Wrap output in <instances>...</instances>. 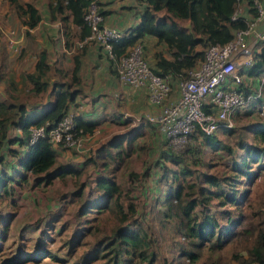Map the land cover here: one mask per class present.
<instances>
[{
  "label": "trees",
  "instance_id": "16d2710c",
  "mask_svg": "<svg viewBox=\"0 0 264 264\" xmlns=\"http://www.w3.org/2000/svg\"><path fill=\"white\" fill-rule=\"evenodd\" d=\"M144 1L146 6L139 23L124 36L111 41V50L114 55H120L134 42H142L141 37L146 33L153 34L158 40L166 43L169 55L156 50L155 61L151 67L158 73H169L179 79L187 75L186 69L193 67L203 58L205 48L201 46L227 42L233 37L235 29L245 26L243 16L231 18L236 0ZM244 1L248 5V14H255L253 0ZM86 2L87 0H52L49 4L50 17H57L63 22L68 13L71 22L80 26L79 38H82L87 33L82 17ZM26 5L29 19L27 23L30 25L38 19L39 13L30 2H26ZM177 18L187 19L190 25L184 26L176 20ZM79 46L81 45L77 47ZM43 55V51H40L36 59V69L26 73L32 89L36 92L47 84L46 80H40L44 64ZM108 57L113 72L116 73L113 59L109 55ZM263 70L264 45L255 54V61L247 69V73L258 75L263 73ZM249 89L248 84L245 91ZM73 93L74 89L68 90L66 86H61L55 91L53 101L37 115L27 113L22 101H9L0 97V147L5 145V151L15 157V165L10 166L13 172H28L45 182L55 177L61 180L71 177L78 179L87 168L86 162L96 170L92 187L96 197H89V193L85 192L84 180H77L76 184L70 187L74 188L69 189V194L72 195L71 198H82L80 210H84L83 212L94 208L99 212L109 208L116 213L120 223L112 233L95 235L92 241L86 242L84 251L71 260L70 264H156L159 251L154 245L155 235L133 217L136 210L135 201L132 196H127L126 200L122 198V189L112 174V169L125 163L126 157L137 149L135 139L140 135L138 127L125 131V144L122 135L112 136L108 144L113 148L110 150L108 144H105V160L101 165L95 162L98 152H95L91 159L84 160L80 166L60 163L54 165L55 150L45 135H40L32 143L26 144L30 126L44 123L45 129L50 127L67 111V102L71 100ZM262 99L260 96L245 105L255 108L260 106ZM74 121L82 132L91 131L92 124L84 122L79 116H74ZM13 127H17L20 133H11ZM220 127L227 125L223 124L218 128ZM248 128L252 138L249 141H238L243 152L239 156L229 157L225 174H205L207 185L201 186L195 195L184 192L182 185L173 180L169 181L163 190L157 219L162 226L170 225L174 231L172 258L175 264H264V120L251 123ZM198 132L205 142L212 143L214 147L217 145L213 143L214 132L205 133L199 128L191 132V139H195V136L197 138ZM13 143L23 145L22 151L18 146H10ZM222 147L232 153L230 145L223 144ZM99 149H103V146ZM161 154L166 159L180 155L167 145L161 150L160 156ZM130 174L133 178L139 176L134 171ZM6 177L11 176L5 174L4 178L0 179L1 197L9 196L13 192L12 185H6L4 181ZM22 180L25 182L26 177L21 176L20 181ZM54 210L55 207L47 209L32 222L34 228L37 223H41L43 229L35 232L34 241L29 248L26 249L21 242L20 231L12 242V248H7V245L0 241V264L37 263L45 257L66 264L68 260L62 258L57 250L46 247L45 232L49 230L56 234L58 230L53 227L56 222L53 216L57 215ZM77 216H80L79 210L75 212V219L69 220L72 224L69 227L71 233L63 241L67 251L82 242L86 229L92 230L91 225L77 221ZM8 220L7 217L1 221L2 231L8 228ZM24 225L26 224L21 227Z\"/></svg>",
  "mask_w": 264,
  "mask_h": 264
},
{
  "label": "rangeland",
  "instance_id": "374dc122",
  "mask_svg": "<svg viewBox=\"0 0 264 264\" xmlns=\"http://www.w3.org/2000/svg\"><path fill=\"white\" fill-rule=\"evenodd\" d=\"M26 1L29 0H0V45L7 44L10 52V63L19 60L20 56H22L21 53L24 52V49L23 51L21 50L25 45L23 36L28 34L26 31H29L28 28L30 26L29 23H27L29 20L25 18L28 9ZM237 6L242 8V2ZM40 8L41 6L38 5L39 11ZM179 20L181 24L186 23L183 19ZM35 26L38 28L40 36H42L41 32L43 26H50L53 28L50 34H47V39L52 43H57V45L60 44L59 39L62 37V34L57 30V26L53 25V22L45 20V24H43L42 21H38ZM63 29L65 28L63 27ZM29 36L28 39L33 38L32 40L34 41L33 35L29 34ZM143 44L146 59L151 66L153 65L152 56L155 50L167 54L164 51V46L161 47L159 43L146 41ZM201 47H203V49L205 48V46ZM189 69L190 68L186 69V71ZM115 75L117 80L120 81L117 74ZM168 77L173 88L172 92L175 94L179 78L169 73ZM262 77H264V70L263 73L258 75H249L246 73V70H244V81L250 83L249 90L254 89L255 85L262 80V82L259 83L261 87V97L263 98L262 103L255 108L246 105L241 106L231 117L230 123L227 125L228 128L220 127L215 130L212 134L213 143L217 144L215 147L212 143L205 142L203 140L204 137L198 132L197 138L195 136V139H191L186 147H184V145L178 149H173L175 153L180 154L179 156L166 159L162 156L163 153L160 156V152L165 148L166 142L156 125L149 119L153 111L151 109L139 111V109H136L131 103L120 102L113 109L117 116H115V119H118V121L109 120L110 117H112L109 112L98 114L102 118L107 117L106 119H108V121L105 126H103L101 122L98 127H95L93 132H84L81 139L82 146L78 150L63 146L66 151L59 150L58 154H56V162H62L70 166H80L79 164L82 161L87 158L91 159L90 155L93 156V154L97 153L96 150H98L99 156L96 154L98 158H95V162L97 165L98 163L101 165L105 158L104 155H102V151L99 149L102 146L99 145L114 132H125L129 128L138 127L139 131H142V134L137 137V149L126 157L125 163L112 169V174L122 189V198L126 200L127 196H132L135 201L136 210L133 217H136L150 233L155 235L157 243L155 242L154 245L159 251V257H156V260L158 259L156 264H171V262L175 264L172 258V251L174 249L172 247L174 243L172 235L174 231L170 225L162 226L157 219V212L159 204L161 203L160 198L162 197L163 190L166 188L167 183L173 180L175 183L182 185L184 192L195 195L201 186L207 185L204 179L205 174L211 173L220 175L227 172L229 157L231 155L239 156L243 152L242 147L238 145V141L241 139L249 141L252 138L248 125L264 120V79H262ZM25 92L26 91L23 93ZM24 97L28 100L33 99L29 97L28 94ZM78 109L79 107L77 105L75 109L76 113ZM127 119L129 122H127ZM151 123L154 125L155 129ZM16 131L17 130H14V132ZM223 144L230 145L232 153L227 152L222 147ZM104 149H106L105 146ZM86 164L87 168L83 170V173L80 174L81 176L78 179L71 177L65 180H55L49 186L43 187V189L21 186L19 187V192L17 194H12L10 197L5 195L1 197L0 194V221L6 220L7 217L10 220H8L7 223L8 228L5 230L3 229V231L1 227L2 222L0 223L2 238L0 241H3L7 245V248H12V242L21 232V242L26 249L29 248L34 241L33 237L35 232L43 229L41 223H37V226L35 225L36 228H34L32 222L42 215L44 211L54 207V211H56L57 215L53 216V218H56L53 227L54 229L55 227L58 228V230L56 234H53L52 231L49 230L45 232L46 247L57 250L62 258L64 257V259L68 260L66 264H70L69 262L71 260L76 259L86 248V242L92 241L95 235L100 236L106 232L112 233L116 225L120 223L114 211L106 208L98 212V210L94 208L93 210L83 212L84 210H80V201L82 198H79V196L71 198L72 195L69 194V191L74 188L70 189V187L74 186L77 180H84L86 181L84 187L85 192L87 191V193H89V197L95 196V190H93L92 187L95 182L94 176L96 170H94L89 163L86 162ZM160 164L162 165L160 166ZM133 171L139 174L137 178H133L130 174ZM64 182L66 183L65 185L63 184ZM14 190H16V187H14ZM78 210L80 216H77V221H82L89 226L91 225L92 230L86 229L82 236V242L76 248L67 251L65 247L66 243L63 244V241L66 240V237L71 233V228L69 227L72 224L69 220L75 219V212L77 213ZM166 223L169 224V222ZM22 224L26 225L21 227ZM23 264L62 263L45 257L37 263L25 262Z\"/></svg>",
  "mask_w": 264,
  "mask_h": 264
},
{
  "label": "built area",
  "instance_id": "2783aa9c",
  "mask_svg": "<svg viewBox=\"0 0 264 264\" xmlns=\"http://www.w3.org/2000/svg\"><path fill=\"white\" fill-rule=\"evenodd\" d=\"M241 2L236 0L231 18L243 16L245 26L235 29L227 42L209 43L199 63L178 80L177 95L169 101H165L172 90L168 74L158 73L151 67L141 41L134 42L120 55H114L111 41L127 32L104 23L101 0H87L82 15L87 33L77 40V45L98 43L113 59L115 74L120 80L146 86L148 98L161 104L160 110L149 119L162 134L166 145L178 149L191 140V132L195 129L212 133L223 124L229 125L231 117L241 106L261 96L259 83L262 80L254 89L245 91L250 83L244 81V70L247 73L255 61V54L264 45V26H261L264 0H253V15L242 12L237 6ZM73 110L67 109L47 129L44 123L31 125L26 144L45 135L52 145L80 149L84 132L76 126Z\"/></svg>",
  "mask_w": 264,
  "mask_h": 264
},
{
  "label": "crops",
  "instance_id": "0c3cea01",
  "mask_svg": "<svg viewBox=\"0 0 264 264\" xmlns=\"http://www.w3.org/2000/svg\"><path fill=\"white\" fill-rule=\"evenodd\" d=\"M51 1L52 0L26 1L30 2L37 9L39 16L35 22L30 24L28 28L29 31H26L28 34L23 36L25 45L21 50L23 51L24 49V52L21 53L22 56H20L19 60L10 63V52L7 44L0 45L1 99L22 101L27 113L37 115L53 101L55 91L58 88H61V86L65 88L66 86L68 90L74 89L71 100L67 102V108L73 110L76 109L78 105L79 109L77 113L75 111L76 115L84 122L92 124L91 131H86L89 133L93 132L95 127H98L101 122L102 125L105 126L108 121V119H106L107 117L102 118L98 114L109 112L112 116L109 120L118 121V119H115L116 114L113 109L120 102L131 103L136 109H139V111H147V109H151L153 113L159 111L161 104L154 103L148 98L145 85H134L122 80H117L105 48L95 42L85 43L77 47V40L81 35L80 26L71 22L68 13L67 18L63 22L58 20L57 17H50L49 4ZM242 4L244 14L249 15L248 5L244 0H242ZM38 5L41 6L40 11L42 12L39 11ZM145 6L146 2L144 0H101V8L104 12L103 21L108 25L118 27L128 33L139 23L141 13ZM27 12L25 18L28 19ZM179 19L180 18H177L176 20L179 22ZM45 20L53 22V25H56L57 30L61 32L62 37L59 39V45L47 39V34L49 35L53 29L50 26H43L41 32L42 36H40V32L35 24H37L38 21H42V23L45 24ZM183 21H186V23H182L184 26L190 25L187 19H183ZM261 26H264V21L261 22ZM63 27L65 29H63ZM29 34L33 35L34 41L32 40L33 38L28 39V37H30ZM141 39L142 43L146 41L159 43L161 47L164 46V51L168 54L166 43L162 40H158L155 35L146 33ZM40 51L44 53V64H42L43 72L40 74V80H46L47 84L43 89L36 92L32 89L31 83L26 77V73L33 72L36 69V59ZM154 52L152 56L153 64L155 61ZM59 82L63 84L60 85ZM172 90L170 96L166 98L165 101L172 100L176 97L177 90L175 94H173ZM24 91L26 92L23 93ZM26 94L33 99H26L24 97ZM14 130L17 131L14 132ZM11 133L19 134L20 130L17 127H13L11 128ZM114 134L122 135L123 144L126 143L124 139L126 135L125 132H114L99 145L103 146V149H100L103 153L102 155H105L104 152H106L104 149V146L106 147L105 144L109 143V140ZM141 134L142 131L140 132V135ZM136 140L137 138L135 141ZM4 146L5 145L0 147V179L4 178L5 174L11 176L10 178L6 177L4 180L6 185L10 183L13 187V192L8 197L12 196V194H17L21 186L43 189V187L49 186L55 180H60V178L55 177L45 182L37 175L33 176L28 172H24V174L13 172L10 166L15 165V157L8 154ZM10 146L17 147L18 145L13 143ZM108 147L110 150L113 148L109 144ZM17 148L22 151L23 145ZM53 148L55 150L54 165L58 163L64 164L62 162H56V154H58L60 149L61 151H66V149H64L62 145H53ZM96 152H98V150H96ZM97 155L99 156V152ZM81 163L79 165H81ZM21 176L26 177L25 182H23V180L20 181ZM63 184L65 185L66 183L64 182ZM14 187H16V190H14Z\"/></svg>",
  "mask_w": 264,
  "mask_h": 264
}]
</instances>
